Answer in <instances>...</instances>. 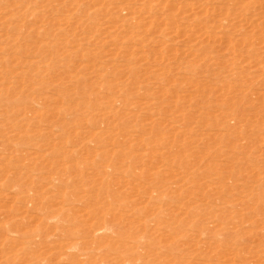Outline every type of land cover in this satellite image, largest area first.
I'll return each instance as SVG.
<instances>
[{
  "label": "rangeland",
  "instance_id": "374dc122",
  "mask_svg": "<svg viewBox=\"0 0 264 264\" xmlns=\"http://www.w3.org/2000/svg\"><path fill=\"white\" fill-rule=\"evenodd\" d=\"M0 264H264V0H0Z\"/></svg>",
  "mask_w": 264,
  "mask_h": 264
},
{
  "label": "bare ground",
  "instance_id": "6f19581e",
  "mask_svg": "<svg viewBox=\"0 0 264 264\" xmlns=\"http://www.w3.org/2000/svg\"><path fill=\"white\" fill-rule=\"evenodd\" d=\"M191 30H192V28H191ZM197 35V34H196ZM192 36V35H191ZM190 40V39H189ZM192 40V39H191ZM257 41V40H256Z\"/></svg>",
  "mask_w": 264,
  "mask_h": 264
}]
</instances>
